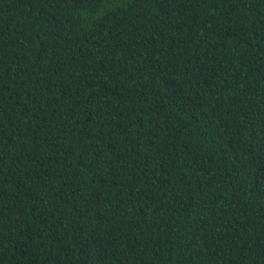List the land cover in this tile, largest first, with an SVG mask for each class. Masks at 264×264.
Here are the masks:
<instances>
[{
	"label": "trees",
	"instance_id": "1",
	"mask_svg": "<svg viewBox=\"0 0 264 264\" xmlns=\"http://www.w3.org/2000/svg\"><path fill=\"white\" fill-rule=\"evenodd\" d=\"M0 264H264V0H0Z\"/></svg>",
	"mask_w": 264,
	"mask_h": 264
}]
</instances>
